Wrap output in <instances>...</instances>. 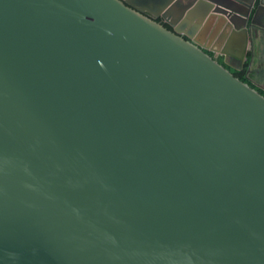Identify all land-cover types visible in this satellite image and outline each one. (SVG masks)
<instances>
[{
    "label": "water",
    "instance_id": "obj_1",
    "mask_svg": "<svg viewBox=\"0 0 264 264\" xmlns=\"http://www.w3.org/2000/svg\"><path fill=\"white\" fill-rule=\"evenodd\" d=\"M250 34L264 0H0V264H264V95L209 53Z\"/></svg>",
    "mask_w": 264,
    "mask_h": 264
},
{
    "label": "flooded vegetation",
    "instance_id": "obj_2",
    "mask_svg": "<svg viewBox=\"0 0 264 264\" xmlns=\"http://www.w3.org/2000/svg\"><path fill=\"white\" fill-rule=\"evenodd\" d=\"M142 5V4H141ZM146 14H149L146 10ZM162 21L164 25L171 29V25L163 20L160 16L156 18ZM242 38L240 39V41ZM228 50H230L228 48ZM233 53H241L240 48L232 49ZM216 60L223 63L234 75L238 73L237 77H242L245 82L255 87L260 93L264 95V42L255 39V35L248 38L246 45L245 55L242 59L233 56V53H228L227 60L230 64L225 63V57L220 54L209 52ZM241 78V79H242Z\"/></svg>",
    "mask_w": 264,
    "mask_h": 264
},
{
    "label": "crops",
    "instance_id": "obj_3",
    "mask_svg": "<svg viewBox=\"0 0 264 264\" xmlns=\"http://www.w3.org/2000/svg\"><path fill=\"white\" fill-rule=\"evenodd\" d=\"M196 21H198L197 19H195ZM195 20H193V22H195ZM202 25H203V21H201L200 22ZM189 25H193V23H192V21L189 23ZM207 27V26H206ZM209 27V26H208ZM197 32H200V29H198V31ZM217 33L218 32H215V33H211V29L210 28H208L206 31H205V33H202V35H203V37L204 38H206L207 40H209V38H214V40H215V38H217ZM232 34V36H233V33H231V31H230V33H229V35H231ZM232 38H234V41L231 43V48L232 49H235L236 47H237V45L240 43V39L241 38H243L242 36H233ZM231 49V50H232Z\"/></svg>",
    "mask_w": 264,
    "mask_h": 264
},
{
    "label": "trees",
    "instance_id": "obj_4",
    "mask_svg": "<svg viewBox=\"0 0 264 264\" xmlns=\"http://www.w3.org/2000/svg\"><path fill=\"white\" fill-rule=\"evenodd\" d=\"M235 76H238V73H235ZM239 78H240V77H239ZM241 78H242V77H241ZM241 78H240V79H241ZM241 80L245 81L243 78H242Z\"/></svg>",
    "mask_w": 264,
    "mask_h": 264
}]
</instances>
